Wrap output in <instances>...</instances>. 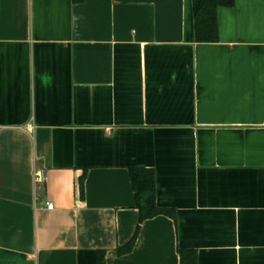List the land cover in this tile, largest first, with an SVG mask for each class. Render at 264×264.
Listing matches in <instances>:
<instances>
[{"label":"crops","instance_id":"0c3cea01","mask_svg":"<svg viewBox=\"0 0 264 264\" xmlns=\"http://www.w3.org/2000/svg\"><path fill=\"white\" fill-rule=\"evenodd\" d=\"M217 20L200 42L193 0H0V264H264V0ZM130 167L173 215L119 253Z\"/></svg>","mask_w":264,"mask_h":264},{"label":"trees","instance_id":"16d2710c","mask_svg":"<svg viewBox=\"0 0 264 264\" xmlns=\"http://www.w3.org/2000/svg\"><path fill=\"white\" fill-rule=\"evenodd\" d=\"M83 2L84 0H73ZM235 0H193L196 40L214 42L218 40V10L222 6H232ZM130 177L135 193L136 207L139 209V223L130 241L118 248L119 253L132 250L142 222L159 214L173 215L171 209L161 208L157 203L156 173L153 168L130 167ZM83 194V181L81 180ZM181 264H196V255L181 249Z\"/></svg>","mask_w":264,"mask_h":264},{"label":"built area","instance_id":"2783aa9c","mask_svg":"<svg viewBox=\"0 0 264 264\" xmlns=\"http://www.w3.org/2000/svg\"><path fill=\"white\" fill-rule=\"evenodd\" d=\"M46 179V172L43 168H40L35 171V182L38 184L44 182ZM53 203L52 202H47V207L48 208H53Z\"/></svg>","mask_w":264,"mask_h":264}]
</instances>
